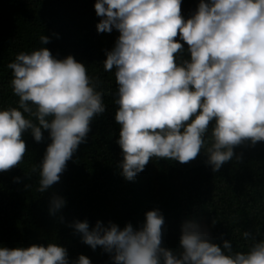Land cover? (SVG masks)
<instances>
[{"label":"clouds","instance_id":"obj_1","mask_svg":"<svg viewBox=\"0 0 264 264\" xmlns=\"http://www.w3.org/2000/svg\"><path fill=\"white\" fill-rule=\"evenodd\" d=\"M181 3H94L97 31L119 33L111 50H105L103 69L114 70L115 142L121 149L117 168L128 181L153 157L187 163L202 149L216 173L225 162L241 160L236 146L264 142V0H199L187 17ZM49 40L40 35L42 47L20 51L6 65L18 100L15 107H0V172L24 158L25 133L39 143L47 131L40 162L25 173L38 174V193L60 180L67 161L87 143L92 121L106 111L98 78L71 54L53 55L44 47ZM65 204L62 196L53 195L49 215L63 221L58 214ZM163 225L162 212L154 208L136 228L131 222L121 228L100 220L90 228L87 219L68 226L91 249L100 246L112 264H264V238L250 231L241 235L252 243L238 251L230 239L215 243L209 227L185 220L179 247L172 249L162 246ZM0 264L92 262L83 254L70 259L64 246L48 242L0 247Z\"/></svg>","mask_w":264,"mask_h":264},{"label":"trees","instance_id":"obj_2","mask_svg":"<svg viewBox=\"0 0 264 264\" xmlns=\"http://www.w3.org/2000/svg\"><path fill=\"white\" fill-rule=\"evenodd\" d=\"M94 3L0 0V107H15L18 100L12 94L11 70L6 65L20 51L42 47V34L50 37L44 47L53 55L63 58L71 54L85 64L90 76L98 78L106 105V111L92 121L87 143L81 144L67 161L60 180L43 193L36 191L38 174L28 177L25 173L40 162L49 142L47 131L45 140L39 143L30 133L23 135L24 158L18 166L0 172V247L54 242L67 249L70 259L83 254L92 264H112L108 253L100 246L93 250L84 244L69 223L87 219L91 228L97 220L104 224L112 221L122 228L131 222L136 228L146 211L158 208L164 216V247L177 249L181 224L195 220L209 227L213 242L230 239L234 250L246 251L252 240H245L242 231L264 238V142L236 146L234 153L240 154L241 160L225 162L216 173L205 163L202 149L187 163L153 157L133 181L125 180L117 168L121 159V149L115 142L119 131L114 121L117 106L113 103L117 85L114 70L103 69L105 50H111L119 33L115 29L97 31L100 17ZM198 3L182 0L181 14L189 16ZM13 177L20 180L16 182ZM53 195L66 200L58 214L63 221L48 213Z\"/></svg>","mask_w":264,"mask_h":264}]
</instances>
